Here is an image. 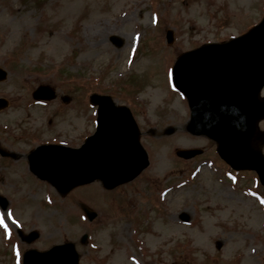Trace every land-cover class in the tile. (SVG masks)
I'll use <instances>...</instances> for the list:
<instances>
[{
  "label": "rangeland",
  "instance_id": "374dc122",
  "mask_svg": "<svg viewBox=\"0 0 264 264\" xmlns=\"http://www.w3.org/2000/svg\"><path fill=\"white\" fill-rule=\"evenodd\" d=\"M211 1L0 0V67L8 72L0 96L11 101L0 113V147L7 154L0 158V195L8 203L0 210V264H21L26 250L64 243L74 245L79 264H264V191L253 176L238 174L231 186L216 179L215 167L205 166L192 184L176 186L188 168L175 157L177 149L200 148L213 162L216 154L213 143L185 130L184 101L170 80L176 60L170 51L228 40L263 13L264 0ZM217 4L221 21H230L221 32L217 18L207 14L213 6L217 16ZM166 31L173 32L171 45L165 43ZM111 36L119 38V47L109 42ZM131 76L143 78L137 95L127 80ZM39 85L70 97V103L61 111L58 99L34 103L29 94ZM92 93L135 110L150 166L129 185V196L104 194L95 184L60 196L26 170L23 156L32 142L80 144L91 130L86 100ZM167 128L174 133L165 135ZM169 184L168 206L155 210L152 198ZM81 205L97 213L94 221L81 216ZM142 210L147 220L139 223ZM181 213L188 226L178 218ZM17 230L37 231L39 237L26 244Z\"/></svg>",
  "mask_w": 264,
  "mask_h": 264
},
{
  "label": "water",
  "instance_id": "95a60500",
  "mask_svg": "<svg viewBox=\"0 0 264 264\" xmlns=\"http://www.w3.org/2000/svg\"><path fill=\"white\" fill-rule=\"evenodd\" d=\"M206 48L220 50L199 54L195 65L190 62V56H183L174 69L175 86L188 94L193 88L205 86L206 80L210 78L219 90L218 74H232L231 71H235L239 63V58L235 59L237 55L230 54L231 49L252 50L250 60L246 64L243 62V70H252L253 102H256L257 93L264 84V20L241 39ZM4 78L5 73L0 71V80ZM225 82L235 86V80L231 77ZM43 89L40 87L34 97L53 98L52 93L44 92ZM225 102L220 97L206 99L201 108L213 112L208 118L195 115L189 129L194 134H208L215 139L219 143L221 157L231 167L236 170H255L264 184V163L258 149L262 139L256 138L257 119L234 120L222 114L225 112ZM91 103L98 106L97 130L82 148L69 150L62 147H40L29 156L31 171L40 179L48 181L62 195L75 186L96 179L101 180L105 187L112 188L120 182L131 180L148 165L147 156L138 143L136 126L128 111L115 108L108 98L99 96H92ZM178 155L188 158L193 154L181 151ZM0 206L5 209L4 199L0 198ZM86 214L89 219L95 216L88 210ZM36 238L37 234L31 233L22 237V240L30 243ZM23 264H77V256L73 245L64 244L46 253L30 250L25 253Z\"/></svg>",
  "mask_w": 264,
  "mask_h": 264
},
{
  "label": "snow or ice",
  "instance_id": "6c2138e0",
  "mask_svg": "<svg viewBox=\"0 0 264 264\" xmlns=\"http://www.w3.org/2000/svg\"><path fill=\"white\" fill-rule=\"evenodd\" d=\"M262 203H264V201H262ZM9 219H11V217H8ZM14 222V221H13ZM15 223V222H14ZM0 227H4V223H3V219L0 218ZM7 231V229H5Z\"/></svg>",
  "mask_w": 264,
  "mask_h": 264
}]
</instances>
